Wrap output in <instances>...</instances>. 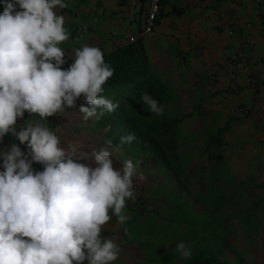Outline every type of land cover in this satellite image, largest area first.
I'll list each match as a JSON object with an SVG mask.
<instances>
[{"label":"clouds","instance_id":"obj_1","mask_svg":"<svg viewBox=\"0 0 264 264\" xmlns=\"http://www.w3.org/2000/svg\"><path fill=\"white\" fill-rule=\"evenodd\" d=\"M2 6L0 140L10 135L19 143L0 150V264H138L136 246L128 243L116 227L125 223L134 228L139 216L146 215L135 184L145 179L139 171L145 161L126 154L122 166L116 167L113 155L119 154L114 153L115 142L101 139L100 130L87 129L86 122L85 137L92 140L90 152H84L80 150L85 147L82 143L66 142L58 134L60 129L50 128L47 120L65 116L81 97L79 113L83 121H99L106 113H113L119 105L103 93L115 69L105 62L100 48L88 45L74 49L72 64L62 69L65 52L58 45L68 41L70 33L64 26L65 17L56 10L68 6L64 0H4ZM81 26L84 33L87 30L85 25L75 27L77 38L84 35L76 32ZM139 34L146 36L141 29ZM141 100L150 113L163 115L165 106L147 92ZM241 106L245 105L233 108L229 115L247 116V106L246 114L235 115ZM25 113L30 118L17 125ZM77 133L75 127L70 131ZM135 140V133H130L121 138V143L132 144ZM20 145H25L27 151H22ZM34 163L40 164L42 171H36ZM204 167L207 170L206 164ZM161 168L175 177L170 182L178 185L182 176ZM113 216L116 238L127 253L122 260L118 244L103 232ZM234 245L212 244L217 252L206 254L202 252L204 245L195 253L212 254L215 263L225 264L220 256ZM175 250L184 260L194 253L184 242H179Z\"/></svg>","mask_w":264,"mask_h":264},{"label":"crops","instance_id":"obj_2","mask_svg":"<svg viewBox=\"0 0 264 264\" xmlns=\"http://www.w3.org/2000/svg\"><path fill=\"white\" fill-rule=\"evenodd\" d=\"M3 2L0 1V13ZM64 3L68 5L66 8L56 10L65 17L64 26L70 33L69 40L58 45L65 52L62 69L72 64L76 48L88 45L108 50L114 43L130 41L140 32L145 9L142 0H64ZM78 25L87 28L81 38L74 34ZM155 29L153 37L142 36L147 65L149 71L173 86L174 96L180 102L170 103L177 111L181 114L193 111L180 124L186 130V148L182 147L181 152L191 155V167L202 159L205 168L207 147L213 146L215 151L209 154L221 156L227 174L237 175L236 181L243 179L246 188H264V0H164ZM239 105L247 106L249 114L231 117L229 112ZM78 109L77 102L65 117L68 119ZM200 110L220 114L201 113V116L197 114ZM77 116L79 119L74 121L86 126L87 121L80 120L79 113ZM61 118L48 119L57 122ZM225 123L229 129L217 146L211 142V136ZM54 125L53 129H60ZM72 136L64 133L62 137L66 142L82 143L85 147L80 150L90 152L91 137ZM33 168L42 171L41 166ZM114 221L113 216L108 222L111 225L107 223L103 232L118 244L122 260L127 253L116 238ZM260 263L264 264V254Z\"/></svg>","mask_w":264,"mask_h":264},{"label":"rangeland","instance_id":"obj_3","mask_svg":"<svg viewBox=\"0 0 264 264\" xmlns=\"http://www.w3.org/2000/svg\"><path fill=\"white\" fill-rule=\"evenodd\" d=\"M204 114L214 116L220 112L212 110ZM53 123L54 128L56 124L60 127L58 134L61 136L64 133L70 135L75 127L67 117L51 121L49 127L52 129ZM85 127L83 124L77 127L78 133L72 138L88 135ZM207 149L208 153L215 151L213 146ZM113 158L116 167L122 166L126 159L116 154ZM148 162L146 160L145 165L140 166L142 170L139 169L144 174V181H135L146 215L139 216V224L134 228L118 224L125 228L126 241L136 246L134 252L138 254V264H180L184 259L175 250L179 242H184L194 253L200 246L207 245L202 251L204 254L217 252L212 250V244L235 243L232 250L222 252L221 262L261 264L260 256L264 254V191L255 190L250 194L249 188L246 191L241 189L243 187L235 180L237 175L225 172V161L217 163L210 159L206 163L207 170L203 171L200 167L190 169L188 163L185 164V179L177 180L178 185L170 182L176 178L168 171L165 173L160 166L154 164L153 167ZM186 180L192 181L185 184ZM147 219L150 220L146 222Z\"/></svg>","mask_w":264,"mask_h":264},{"label":"trees","instance_id":"obj_4","mask_svg":"<svg viewBox=\"0 0 264 264\" xmlns=\"http://www.w3.org/2000/svg\"><path fill=\"white\" fill-rule=\"evenodd\" d=\"M103 52L105 62L115 69L114 75L104 85L103 94L114 103H118L119 107L111 114L106 113L99 121L95 120V118L87 121V129L92 131L100 130L101 139L115 142L114 153L124 157L128 154L134 160L141 158L143 161L148 160L150 163L159 164L160 167L163 166L174 175L182 176L185 179L184 167L185 164L190 163L191 155L186 156L187 154L181 152L182 147H185L186 130L180 124L184 117L190 118L193 111L181 114L180 111H177V107L170 103H179L180 101L175 98L174 89L170 83L163 81L149 71L142 35L136 34L130 41L114 43L108 50H103ZM144 92H147L159 104L165 106L163 115L156 116L150 113L148 106L143 104L141 100ZM77 102L80 108L83 104V98L81 97ZM78 113L79 109L68 118V122L73 123L76 129L81 125V123L74 121V119H79ZM201 113L204 114L205 112L203 110L197 112L198 115L202 116L203 114ZM27 119H29L28 116H24L23 120L18 119L17 125H22ZM65 121L67 122V120ZM189 129L194 130V128ZM227 129H229L228 123L218 127L215 134L211 136V142H214L217 146L222 144L221 137ZM130 133H135L136 140L132 144H122L121 138ZM13 143L18 144L19 142L14 137L6 135L0 140V150H7ZM20 147L22 151L26 152L25 145H20ZM207 154L208 160L223 162L219 154L210 155L208 152ZM146 155L148 156L145 157ZM201 160L199 159L197 166L192 167L193 170L201 168ZM33 166L41 165L34 163ZM201 170H204L203 166ZM242 180L239 179L237 182L243 187L241 189L246 191L245 183ZM262 187H264V184ZM256 188L258 187L251 188L248 191L252 194ZM262 190L264 191V188H260V191ZM136 195L138 199L140 195ZM257 195L261 194L258 193ZM116 228H119L123 233V228ZM182 264L218 263H215L212 254L202 255L198 252L193 253L191 259H185Z\"/></svg>","mask_w":264,"mask_h":264},{"label":"built area","instance_id":"obj_5","mask_svg":"<svg viewBox=\"0 0 264 264\" xmlns=\"http://www.w3.org/2000/svg\"><path fill=\"white\" fill-rule=\"evenodd\" d=\"M162 0H145L146 2V8H145V14L141 25V33L143 35H146L148 37H152L155 34V26L154 21L156 18V15L159 10V4ZM85 31V28L83 26L78 27L76 32L78 35L83 34ZM235 115L243 116L247 113V108L245 106H241L237 108V110L234 112Z\"/></svg>","mask_w":264,"mask_h":264}]
</instances>
